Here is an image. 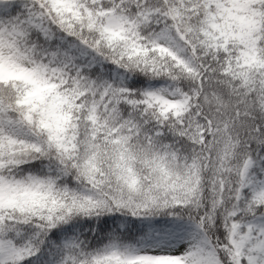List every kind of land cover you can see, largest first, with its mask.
<instances>
[{
  "label": "snow or ice",
  "instance_id": "snow-or-ice-1",
  "mask_svg": "<svg viewBox=\"0 0 264 264\" xmlns=\"http://www.w3.org/2000/svg\"><path fill=\"white\" fill-rule=\"evenodd\" d=\"M0 264H264V0H0Z\"/></svg>",
  "mask_w": 264,
  "mask_h": 264
}]
</instances>
